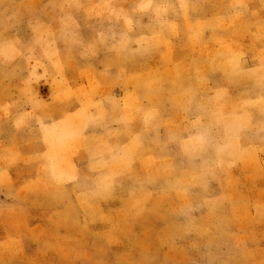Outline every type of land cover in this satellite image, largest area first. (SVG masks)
Listing matches in <instances>:
<instances>
[{
    "label": "rangeland",
    "instance_id": "1",
    "mask_svg": "<svg viewBox=\"0 0 264 264\" xmlns=\"http://www.w3.org/2000/svg\"><path fill=\"white\" fill-rule=\"evenodd\" d=\"M0 264H264V0H0Z\"/></svg>",
    "mask_w": 264,
    "mask_h": 264
}]
</instances>
